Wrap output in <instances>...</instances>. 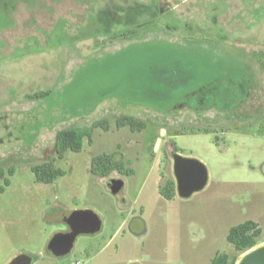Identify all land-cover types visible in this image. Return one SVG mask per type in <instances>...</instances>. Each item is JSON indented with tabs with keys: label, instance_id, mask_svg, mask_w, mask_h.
I'll return each mask as SVG.
<instances>
[{
	"label": "rangeland",
	"instance_id": "obj_1",
	"mask_svg": "<svg viewBox=\"0 0 264 264\" xmlns=\"http://www.w3.org/2000/svg\"><path fill=\"white\" fill-rule=\"evenodd\" d=\"M124 115L146 127L117 128ZM102 119L108 130L57 157L59 130ZM174 152L207 168L188 198L160 193ZM102 153L134 173L93 174ZM48 161L65 174L36 181L31 166ZM0 169V264L239 260L231 226L253 220L264 241V0H0ZM76 209L100 230L50 254L68 229L54 217Z\"/></svg>",
	"mask_w": 264,
	"mask_h": 264
},
{
	"label": "trees",
	"instance_id": "obj_2",
	"mask_svg": "<svg viewBox=\"0 0 264 264\" xmlns=\"http://www.w3.org/2000/svg\"><path fill=\"white\" fill-rule=\"evenodd\" d=\"M146 8V7H145ZM137 14L142 13L143 6L141 5L134 10ZM139 12V13H138ZM133 13V12H131ZM135 13L131 15L134 20ZM129 18L128 21L131 20ZM125 35V34H124ZM108 122L105 119L94 122L90 127L74 129L67 128L61 129L55 134V144L57 157L63 158L66 151H80L82 148L83 139L86 137L91 142V135L93 129L102 128L108 130ZM129 127L133 132L142 131L146 127L145 121L132 117V116H121L116 119V127ZM31 170L34 173L35 180L38 182L50 183L53 182L57 177L65 174V171L61 168L55 167L52 161L44 162L42 164H36L31 166ZM117 170L122 174L129 175L133 174L134 170L126 166V163L121 160H115L110 154L102 153L96 155L91 160V172L99 176H107L112 171ZM8 175L14 173L13 169L7 171ZM5 175V171L0 169V177ZM6 185L10 184V180L5 178ZM160 193L167 199H172L176 193L175 180H167L165 185L160 188ZM261 228L258 223L253 220H245L239 224L230 227L226 239L230 242L234 250L242 255L246 251L254 248L264 241H260ZM238 260L237 256L230 257L227 253H216L212 258L210 264H236Z\"/></svg>",
	"mask_w": 264,
	"mask_h": 264
},
{
	"label": "water",
	"instance_id": "obj_3",
	"mask_svg": "<svg viewBox=\"0 0 264 264\" xmlns=\"http://www.w3.org/2000/svg\"><path fill=\"white\" fill-rule=\"evenodd\" d=\"M172 171L174 175L176 193L182 198H188L200 191L207 183V168L199 159L184 156L178 152L172 154ZM108 188L113 195L119 194L124 181L111 178L107 181ZM67 224L69 230L56 232L48 240L47 249L54 256H64L73 247L75 238L79 234H94L101 228L100 217L89 209L60 211L54 217ZM32 257L26 254L15 256L7 264H31ZM236 264H264V243L255 246L241 255Z\"/></svg>",
	"mask_w": 264,
	"mask_h": 264
},
{
	"label": "flooded vegetation",
	"instance_id": "obj_4",
	"mask_svg": "<svg viewBox=\"0 0 264 264\" xmlns=\"http://www.w3.org/2000/svg\"><path fill=\"white\" fill-rule=\"evenodd\" d=\"M69 230V228L66 230V231H68ZM63 232H65V231H63ZM213 258V257H212ZM212 258H211V260H212ZM211 260L209 261V263L208 264H210L211 263Z\"/></svg>",
	"mask_w": 264,
	"mask_h": 264
},
{
	"label": "built area",
	"instance_id": "obj_5",
	"mask_svg": "<svg viewBox=\"0 0 264 264\" xmlns=\"http://www.w3.org/2000/svg\"><path fill=\"white\" fill-rule=\"evenodd\" d=\"M78 264V263H77Z\"/></svg>",
	"mask_w": 264,
	"mask_h": 264
}]
</instances>
